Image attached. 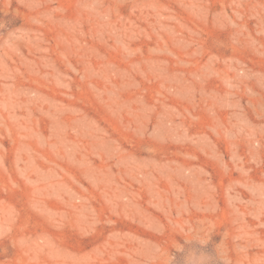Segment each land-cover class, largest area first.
I'll return each instance as SVG.
<instances>
[{"label":"rangeland","instance_id":"obj_1","mask_svg":"<svg viewBox=\"0 0 264 264\" xmlns=\"http://www.w3.org/2000/svg\"><path fill=\"white\" fill-rule=\"evenodd\" d=\"M190 252L264 264V0H0V264Z\"/></svg>","mask_w":264,"mask_h":264},{"label":"clouds","instance_id":"obj_2","mask_svg":"<svg viewBox=\"0 0 264 264\" xmlns=\"http://www.w3.org/2000/svg\"><path fill=\"white\" fill-rule=\"evenodd\" d=\"M198 242L201 245H205L204 243H201L200 241ZM218 257L220 261L222 262V264H225L224 260L220 256ZM185 264H213V257H211L210 255L204 254V253L196 255L194 252H190L186 257Z\"/></svg>","mask_w":264,"mask_h":264}]
</instances>
